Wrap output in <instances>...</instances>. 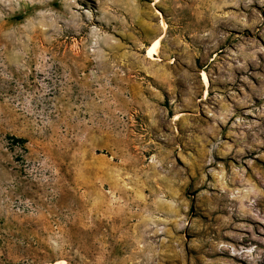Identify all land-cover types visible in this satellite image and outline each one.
<instances>
[{
    "label": "rangeland",
    "instance_id": "374dc122",
    "mask_svg": "<svg viewBox=\"0 0 264 264\" xmlns=\"http://www.w3.org/2000/svg\"><path fill=\"white\" fill-rule=\"evenodd\" d=\"M0 264H264V0H0Z\"/></svg>",
    "mask_w": 264,
    "mask_h": 264
},
{
    "label": "bare ground",
    "instance_id": "6f19581e",
    "mask_svg": "<svg viewBox=\"0 0 264 264\" xmlns=\"http://www.w3.org/2000/svg\"><path fill=\"white\" fill-rule=\"evenodd\" d=\"M158 1H160V0H155V2H158ZM161 24H162V26L165 28V27H167V22L164 20V18L163 19H161ZM162 38H164L163 37V35L158 39V40H156L155 42H153V43H151V45H149L148 47H147V49H146V52H147V57L148 58H150V59H155L156 58V56L158 55L159 56V50H158V47H159V41H160V39H162ZM203 79L205 80V81H209L208 80V78H207V76H206V74H203Z\"/></svg>",
    "mask_w": 264,
    "mask_h": 264
},
{
    "label": "crops",
    "instance_id": "0c3cea01",
    "mask_svg": "<svg viewBox=\"0 0 264 264\" xmlns=\"http://www.w3.org/2000/svg\"><path fill=\"white\" fill-rule=\"evenodd\" d=\"M125 3V5L127 6V3L126 2H124Z\"/></svg>",
    "mask_w": 264,
    "mask_h": 264
}]
</instances>
